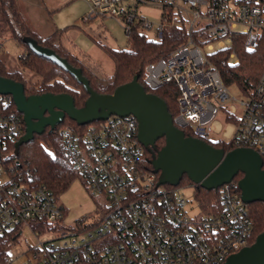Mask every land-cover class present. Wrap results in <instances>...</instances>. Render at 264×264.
Returning <instances> with one entry per match:
<instances>
[{"label":"built area","instance_id":"2783aa9c","mask_svg":"<svg viewBox=\"0 0 264 264\" xmlns=\"http://www.w3.org/2000/svg\"><path fill=\"white\" fill-rule=\"evenodd\" d=\"M84 1L89 7L84 21L110 16L126 34L135 23L144 31L153 28L138 14L139 4L180 14L187 41L166 60L146 67V84L177 85L178 112L172 117L177 128H188L192 137L210 144L223 142L217 123H232L228 143L255 151L264 163V68L253 92L238 101L208 56L231 49L235 39L246 52L255 50L264 40V0ZM162 26L160 21L152 39L162 37ZM229 56L238 63L234 51ZM11 101L0 95V148L25 133L21 118L6 107ZM84 126L61 128V147L87 193L104 199L98 215L64 225L65 209L53 191L16 182L0 168L6 179L0 181V238L17 230L37 238L53 233L27 246L23 264H223L248 246L252 220L231 183L219 187V207L191 217L181 187L159 185V175L142 167L146 148L134 116L111 115Z\"/></svg>","mask_w":264,"mask_h":264},{"label":"trees","instance_id":"16d2710c","mask_svg":"<svg viewBox=\"0 0 264 264\" xmlns=\"http://www.w3.org/2000/svg\"><path fill=\"white\" fill-rule=\"evenodd\" d=\"M161 21L163 26L160 39H149L139 24L135 23L132 24L129 34H126L127 46L125 48L112 49L102 46L114 64L113 74L107 77L97 66L91 64L89 59L81 58L71 51L72 48L63 42L61 30H56L50 36L42 38L31 31L19 10L18 0H0V34L13 39L23 48L19 57L21 69L19 70L7 66L5 57L8 54L0 47L2 55L0 57V76L22 83L26 96L47 93L68 94L72 97L75 107L80 108L84 105L88 94L83 85L56 64L30 51L27 45L22 42V39L28 36L35 39L42 47L51 49L58 56L66 59L74 68L80 69L91 89L98 94H111L118 86L130 82L135 76H138L137 81L145 91L162 99L169 114L175 117L178 112L179 88L175 83H163L154 89L150 88L145 82V69L149 64L166 60L172 51L187 41V26L185 19L170 7L162 8ZM193 40L200 43L195 34H193ZM231 51H234L237 56V64H234L233 59L229 56ZM208 56L227 87H236L242 94L249 95L255 89L264 68V40L258 44L255 50L246 52L243 45L236 42L235 39L231 49H218L210 52ZM25 71L35 75L36 79L28 82L24 76ZM6 107L18 114L23 122V116L17 111L13 101ZM23 125L25 127L24 122ZM66 125H72L79 129L85 128L66 116L63 122L55 128L48 127L42 134H34L32 141L19 147L17 155L14 154L13 143L8 144L5 148H0V168L6 170L9 177L16 182L32 187L45 186L59 197L66 192L75 179L80 180L61 147L60 130ZM182 131L185 136L193 135L188 128H183ZM164 143V138L159 139L156 142V148L161 149ZM210 145L223 149L225 152L234 149L230 143L225 142H213ZM150 159L151 155L146 149L142 167L152 171ZM242 177L243 175L239 173L231 182L234 191L238 194H240L238 182ZM184 185L194 186V197L202 213H210L212 209L219 207V188L207 191L198 185H193L185 174L178 187ZM246 207L253 226L252 237L248 243L250 246L255 242L256 237L264 232V202L246 204ZM40 229L43 232L46 231L42 226ZM19 231L0 238V264H11L8 252L21 237Z\"/></svg>","mask_w":264,"mask_h":264},{"label":"water","instance_id":"95a60500","mask_svg":"<svg viewBox=\"0 0 264 264\" xmlns=\"http://www.w3.org/2000/svg\"><path fill=\"white\" fill-rule=\"evenodd\" d=\"M22 42L35 55L51 61L74 77L83 85L88 98L82 107L77 108L68 94L26 96L22 83L0 76V95L12 98L25 124L24 135L14 144L15 155L21 145L33 140L34 134L40 135L48 127L55 128L66 116L84 126L105 121L111 115H132L138 122V139L151 155L152 171L159 174V185L176 187L185 174L193 185L211 191L231 183L241 173L243 177L238 188L242 201L245 204L264 202V163L255 151L236 148L225 152L200 139L185 136L174 125L165 102L147 93L138 83V76L118 86L111 94H98L91 89L80 69L71 66L53 50L42 47L28 36ZM161 138L165 143L158 150L156 142ZM223 264H264V232L252 245L230 255Z\"/></svg>","mask_w":264,"mask_h":264},{"label":"rangeland","instance_id":"374dc122","mask_svg":"<svg viewBox=\"0 0 264 264\" xmlns=\"http://www.w3.org/2000/svg\"><path fill=\"white\" fill-rule=\"evenodd\" d=\"M129 3L132 4L133 1L130 0ZM18 7L33 33L45 38L54 31L61 30L63 42L72 48L74 54L89 59L91 64L97 66L107 77L113 74L114 64L102 46L112 49H123L127 46L125 30L118 20L110 16H96L84 21L89 11L84 0H18ZM137 11L153 24V28L145 31L146 36L152 39L155 28L161 21L162 8L139 4ZM4 37L6 36L0 34V47L8 54L5 57L7 66L21 70L19 57L23 48L13 39ZM24 76L28 82L36 79L35 75L28 71L24 72ZM229 89L236 100H244L239 89L236 87ZM240 110L241 108H238V112ZM217 127L221 132L220 140L228 143L234 133V124L217 123ZM5 180L4 176H0L1 182ZM181 193L188 202L186 206L188 215L191 217L198 215L201 210L194 197V186H182ZM58 198L65 209L64 218L60 221L64 225L71 224L84 216L98 215L100 207L104 204L102 197H91L79 179H75L66 192ZM52 234L43 233L37 238L26 230L8 252L11 264H23L26 258L21 253L27 246L36 243L37 240L49 239Z\"/></svg>","mask_w":264,"mask_h":264},{"label":"crops","instance_id":"0c3cea01","mask_svg":"<svg viewBox=\"0 0 264 264\" xmlns=\"http://www.w3.org/2000/svg\"><path fill=\"white\" fill-rule=\"evenodd\" d=\"M5 39L7 38V37H4ZM2 39V38H1ZM27 249V248H26ZM26 249L21 253L22 255H24V252L26 251ZM25 256V255H24ZM10 260V259H9Z\"/></svg>","mask_w":264,"mask_h":264},{"label":"flooded vegetation","instance_id":"af4514ba","mask_svg":"<svg viewBox=\"0 0 264 264\" xmlns=\"http://www.w3.org/2000/svg\"><path fill=\"white\" fill-rule=\"evenodd\" d=\"M47 115V114H46Z\"/></svg>","mask_w":264,"mask_h":264}]
</instances>
